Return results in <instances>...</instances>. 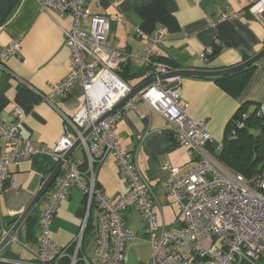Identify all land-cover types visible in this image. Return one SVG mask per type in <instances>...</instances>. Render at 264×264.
<instances>
[{
	"label": "built area",
	"instance_id": "built-area-1",
	"mask_svg": "<svg viewBox=\"0 0 264 264\" xmlns=\"http://www.w3.org/2000/svg\"><path fill=\"white\" fill-rule=\"evenodd\" d=\"M44 11L70 16L73 20L65 30V42L72 52V69L66 77L52 86V92L65 96L76 83L85 94L83 104L72 115H63L64 133L53 146H34L21 134L24 114L13 110V121L0 120V137L9 149L0 153V194L18 187V177L10 173L11 163L24 159L48 158L56 166L63 161V175L56 179L45 194V205L39 216L40 236L30 247L31 260L0 261L12 264H125L126 247L136 241L138 234L126 224V215L138 209L144 220L143 234L151 245V256L140 264H264V173L251 178L234 172L218 161L215 152L222 149L217 142L214 151L208 146L214 139L203 120L188 115V104L181 99L180 76L159 79L173 69L157 61L156 46L167 36L165 27H158L151 43L141 54L144 80L156 77L152 85L134 95L122 108H134L140 100L162 114L176 137L177 143L197 155L195 166L182 172L181 167L167 164L168 178L165 192L179 206L173 224L159 220L156 207L161 203L157 191L141 173L136 151L124 148L115 132V124L122 117V108L100 120L107 112L134 90L121 75L130 55L109 45L111 18L92 13L86 0H36ZM249 11L264 26V0H249ZM89 20V31L81 28ZM138 35H143L138 30ZM21 52V42L15 40L0 48V75L8 59ZM213 52V45L200 53L205 59ZM257 116H264V104ZM236 119L229 138L245 126L244 118ZM100 120V121H99ZM99 121V122H98ZM98 122V124H96ZM93 127L84 138V132ZM80 139L85 157L65 159L75 141ZM113 156L121 175L128 183V191L117 201L106 195L97 183V169ZM85 168H82V166ZM78 185L85 196V214L79 232L65 246L52 237L50 222L60 204L68 197L72 185ZM99 210L94 226L97 250L91 258L84 252V237L94 207ZM9 230L0 222L1 240Z\"/></svg>",
	"mask_w": 264,
	"mask_h": 264
},
{
	"label": "crops",
	"instance_id": "crops-1",
	"mask_svg": "<svg viewBox=\"0 0 264 264\" xmlns=\"http://www.w3.org/2000/svg\"><path fill=\"white\" fill-rule=\"evenodd\" d=\"M86 5L92 13L111 18L108 42L111 47L130 55L123 71L134 87L144 82L141 54L160 26L166 28L167 36L156 46L157 56L167 58L174 69H224L240 64L264 47V26L249 11V0H86ZM72 23L70 16L42 10L36 0H0V48L15 40L21 42V52L8 59L6 69L0 75V120L10 124L13 110L19 108L24 114L21 134L34 146H53L64 133L63 115L74 114L85 100L83 88L78 83L63 97L52 92V86L64 79L73 66L64 32ZM89 25V20H85L81 28L89 31ZM138 30L143 35H138ZM214 44L220 52L214 58L202 59L200 53ZM181 87V99L188 104V115L203 120L214 139V144L208 146L213 152L214 145L223 142L227 125L242 104L250 103L249 111L264 104V57L255 64L237 96L230 95L208 77H183ZM114 129L120 144L137 152L141 173L157 191L163 212L162 216L160 208H155L159 220L173 224L179 211L175 217L174 202L165 192L164 181L169 176L165 166L171 164L186 172L195 166L197 155L177 143L166 118L143 100L134 108H122V117ZM77 148L70 157L84 158L83 147L81 151ZM8 149L0 137V153ZM41 159H24L10 164V173L18 177V187L8 188L0 194V222L5 224L6 218L18 217L41 188L50 174L40 171ZM63 173L61 170L57 179ZM97 183L114 202L128 191V183L113 156L107 157L98 167ZM45 201L44 198L40 203L39 216ZM135 211L141 215L139 225L143 232V215L138 209L127 213L126 224ZM84 214L85 196L74 184L51 219L53 239L62 246L68 245L79 232ZM89 221L93 227L89 229V235L85 233L84 252L92 258L96 241L94 226L97 224V220H93V211ZM40 233L38 218L37 242ZM136 242L128 244L135 245ZM36 243L25 237L23 223L0 257L10 253L14 259H5L31 260L30 247ZM17 244L23 251H17L14 247Z\"/></svg>",
	"mask_w": 264,
	"mask_h": 264
},
{
	"label": "trees",
	"instance_id": "trees-1",
	"mask_svg": "<svg viewBox=\"0 0 264 264\" xmlns=\"http://www.w3.org/2000/svg\"><path fill=\"white\" fill-rule=\"evenodd\" d=\"M219 52L220 48L217 46V44H214L213 52L208 54L207 57L214 58V56H216ZM247 59L249 58H246V60ZM156 60L173 65L167 58L164 57L156 56ZM123 67L120 71V75L127 81V76L123 71ZM254 68L255 64L239 72L213 78V80H215L220 85V87L230 95L237 96L246 85ZM249 105L250 103H244L239 107L238 111L227 125L226 136L222 142V149L218 152H215L216 158L222 164L234 172L242 173L247 178H251L254 174L264 173V148L260 146L261 139L264 136V116H257L256 112L259 106H255L253 110L249 111ZM245 113V126L237 131L236 136L229 138V131L235 124V120L242 118V115ZM172 136L174 137V134ZM212 150L214 151L215 149L213 148ZM82 168H85V166L83 165ZM39 169L40 171L47 173L51 172L54 169V163L48 158H42L39 162ZM44 198L45 196L38 202L33 211L24 221L25 237L32 243L37 242L36 229L38 227L40 203ZM15 218H6L4 226H10V222ZM91 227H93V225L89 221L86 233ZM2 257L14 259L10 253H7ZM262 260H264V258ZM0 264L12 263L0 261Z\"/></svg>",
	"mask_w": 264,
	"mask_h": 264
},
{
	"label": "water",
	"instance_id": "water-1",
	"mask_svg": "<svg viewBox=\"0 0 264 264\" xmlns=\"http://www.w3.org/2000/svg\"><path fill=\"white\" fill-rule=\"evenodd\" d=\"M262 57H264V47L257 52L255 55L250 57L249 59L241 62L240 64H237L232 67L224 68V69H218V70H205V69H171L166 73H163L159 76V79H166L169 77H174V76H180V77H187V76H195V77H208V78H216V77H221V76H226L230 75L236 72H239L243 69H246L254 64H256ZM157 78L153 77L148 80H144L142 84L139 86L135 87L134 90L128 94L125 98H123L120 102H118L114 108L107 112L100 120L104 119L108 115L112 114L113 112L121 109L134 95H136L138 92L143 90L144 88L152 85L154 82H156ZM99 120V121H100ZM98 121V122H99ZM96 122V124H98ZM93 127H89L83 134V137L86 138L92 131ZM81 141L80 139H77L72 146V148L66 153L65 159H68L73 151L79 147ZM260 146L264 148V136L261 139ZM63 161H60L54 169L50 172L48 177L44 180L41 188L33 198V200L30 202V204L27 206V208L14 220L10 222V225L12 227L9 230V233L0 241V254L7 248V246L11 243L13 237L16 235L18 229L22 226L26 218L29 216V214L33 211L35 206L38 204V202L45 196V194L49 191V189L52 187L54 182L56 181L57 177L59 176Z\"/></svg>",
	"mask_w": 264,
	"mask_h": 264
},
{
	"label": "rangeland",
	"instance_id": "rangeland-1",
	"mask_svg": "<svg viewBox=\"0 0 264 264\" xmlns=\"http://www.w3.org/2000/svg\"><path fill=\"white\" fill-rule=\"evenodd\" d=\"M77 149H78V151H81L82 148H81V146H79ZM174 209L176 211V214H175V217H176L177 212L179 211V206L176 203H174ZM98 212H99L98 208L95 206L93 208V220H97ZM140 220H141V215L137 211H135L133 213V215L129 216L128 219H127L128 226L131 227L134 231L138 232V239H137L136 244L132 245L130 243L126 247V261H127V264H139V263H142V262L144 263L151 256V245L146 240L145 235L143 234L144 231L140 232V229H141L140 225H139L140 224ZM87 235H89V232H88ZM14 247H16L17 251H19V252L23 251V249L21 248V246L19 244H17ZM96 250H97V243L95 241V250H94L93 257H95Z\"/></svg>",
	"mask_w": 264,
	"mask_h": 264
}]
</instances>
